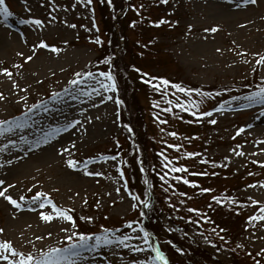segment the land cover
Wrapping results in <instances>:
<instances>
[{"label":"rangeland","instance_id":"rangeland-1","mask_svg":"<svg viewBox=\"0 0 264 264\" xmlns=\"http://www.w3.org/2000/svg\"><path fill=\"white\" fill-rule=\"evenodd\" d=\"M125 4L114 19L118 40L115 55L109 59V65L104 59L89 71L95 80L108 83L98 73H111L112 61L121 60L122 66L126 65L125 61L132 63L133 71H126V98L116 79L115 91H105L91 78H83L75 87L68 84L70 79H78L73 73L84 70L99 52L95 40L103 24L91 3L5 0L12 15L0 17V68H7L12 77L9 79L0 73V94L4 96L0 100V120L11 122L23 112L27 123L24 128L0 134V180L5 181L0 189L6 188L7 194L18 201L20 196L26 199L17 211L0 197V229H3L0 241H11L18 251L33 255L49 247L79 242L78 236L71 241L66 239L71 235L69 222L54 214L52 221L40 218V212L52 213V208L48 204L44 208L33 205L30 197L43 192L58 208L69 210L77 233L92 232L86 235L88 245L96 243V236L132 237L125 241L128 248L115 240L110 244L101 240L94 250L80 248L78 255L72 257L73 264H135L154 256L140 239L146 231L140 225L141 216L133 208L135 201L125 181L129 178L128 170L125 168L126 176L117 171L122 152L129 149L131 142L138 145L136 136L129 139L123 135L121 114L129 118L138 134L139 110L148 142L158 156L152 170L161 207L159 230L163 235L192 241L219 264H256V261L264 264V253L256 255L264 248V221L255 222L253 227L247 220L259 214L258 208L264 205V166L259 163L264 162V143H258L264 141V133L253 130L264 123V103L244 99L264 85V65L255 63L259 55H264V0H256L255 4H246L243 0H166L164 3L125 0ZM119 17L124 18L125 43L118 35L116 19ZM31 19H40L42 26L23 22ZM160 20L166 23L157 25ZM70 24L76 27H69ZM214 26L217 32L204 31ZM41 40L60 51L35 48L33 55L34 46ZM18 52L23 56L17 55ZM29 55L33 59L25 62L24 57ZM144 73L148 76H143ZM150 77H163L186 90L199 88L200 93L209 95L181 93L169 87L168 94L162 98V92L143 82ZM252 79L260 86L233 88ZM13 81L19 88L13 87ZM229 85L231 90L222 92L223 86ZM75 88L84 91L95 88L100 95H82ZM53 92L59 93V97H53ZM21 96L25 100H20ZM106 97L112 98L101 103ZM116 99L122 101L119 106ZM41 102L43 107L27 112L32 104ZM190 102L194 106L188 111L176 107L177 103L187 107ZM164 108L171 111L165 112ZM217 108L220 111H214ZM207 111H212L211 117L199 115ZM209 119L216 123H208ZM73 120L79 124L65 130ZM3 127L6 126L0 125ZM241 127L245 130L237 135L236 130ZM53 128L57 129L54 133ZM171 132L177 135H169ZM45 133L51 134L45 136ZM20 136L24 137L23 141ZM169 144L180 147L169 148ZM62 148L68 151L62 152ZM239 151L244 155H236ZM189 152L196 155L186 156ZM136 155L137 152L130 161L136 163L138 180L141 174ZM164 157L171 162L170 166H184L187 171L170 172L163 167L162 161L168 162ZM69 158L78 162L76 169L67 166ZM85 165L87 171L102 175H86ZM140 169L148 175L144 167ZM165 172L168 175L161 180ZM177 175L182 177L180 181L174 179ZM183 179L194 182L195 186L183 183ZM202 188L210 191L201 192ZM146 194L148 199V189ZM213 196L221 202L214 201ZM252 199L259 203L251 204ZM189 208L198 211L189 212ZM81 217L92 220L88 222ZM78 220L83 222V228L78 226ZM148 243L159 248L171 264L170 241L149 236ZM133 246L143 251L134 252Z\"/></svg>","mask_w":264,"mask_h":264},{"label":"snow or ice","instance_id":"snow-or-ice-1","mask_svg":"<svg viewBox=\"0 0 264 264\" xmlns=\"http://www.w3.org/2000/svg\"><path fill=\"white\" fill-rule=\"evenodd\" d=\"M86 3L90 4L91 0H85ZM162 3L166 2V0H161ZM244 3L246 4H255L256 0H243ZM239 6V5H238ZM12 15V13L9 11V9L5 6V0H0V17L3 18H7L10 17ZM53 20H55V17H52ZM24 23H32L35 24L37 26H42L43 22L40 19H31V20H25L23 21ZM160 23H166V21L164 20H160L157 22V25ZM69 27L75 28V25H68ZM93 27H95V25L93 24ZM241 27H243V25H241ZM189 28H191V25H189ZM205 32H212L215 33L218 31L217 27H212L210 29H205ZM66 43V42H65ZM95 43L99 44L100 43V39L99 37L96 38ZM35 48H41V49H49L51 52L57 53L60 51L59 48H57L54 45H48L45 41L41 40L39 42L38 45L34 46L33 49V55L35 54ZM217 52L220 51L219 48L216 49ZM17 55L19 56H23V53H17ZM33 55H29V56H25L24 60L25 62L27 61H31L33 59ZM237 55H243V53H237ZM253 55H258V54H253ZM245 63H247L248 61L245 60ZM255 63L257 65H264V55H259V58L255 61ZM13 67L15 68H20L21 65H13ZM136 71H139V69H136ZM0 73H3L4 75H6L7 77H9V79H11L12 77V73L7 69V68H0ZM100 77H104L106 81H108V83H104L100 80H95V77L93 76V73L90 71H85V72H74L73 76L77 77L78 79H70L68 81V84L72 85V86H76L79 83H81L83 78H91L93 80H95V82L100 85L101 88H103L105 91L107 90H112L115 91L116 90V83H115V78L114 76L110 73V72H99L98 73ZM143 76H148L147 73H144ZM144 83L148 84L150 87H152L156 92H162V98L163 96H166L168 94V89L169 87L171 89H176L181 93L184 92H196V93H200V89L196 88V89H185L182 85L180 84H175V83H171L169 80L164 79L163 77H150L149 79H144L143 80ZM13 87L14 88H19V85L16 84L15 81H13ZM163 90V91H162ZM20 91H25V89L20 88ZM62 91L67 92L68 89H63ZM75 91H77L78 93L82 94V95H91L92 93H95L96 95H100L99 92H97V90L95 88L90 89L89 91H84L83 89L80 88H75ZM203 96H207L209 95V93H200ZM53 97H59V93L57 92H53L51 94ZM73 99H75L76 97L73 96ZM112 97H106V98H102L101 99V103L104 102V99H111ZM4 96L2 94H0V100H3ZM20 100H25L24 96L19 97ZM235 99V98H234ZM245 100L249 101L250 103H255L257 101L264 103V86H260L258 87V90L255 92H252L251 94H249V96L244 98ZM115 103L117 104V106H119L122 101L119 99H116ZM171 100L168 101V104L171 105ZM43 107L42 102L38 105V104H32L30 107L27 108V112H32L33 109H36L37 107ZM95 106V105H93ZM194 105L190 102L188 104V106L186 107L184 104H180L177 103L176 107L180 108L183 111H188L190 108H192ZM45 111H47V109H44ZM163 111L167 112V111H171L170 108H164L162 109ZM214 111H220L219 108L214 109ZM193 115H197L196 112L192 113ZM200 116H207V117H211L212 116V111H207V112H200L199 113ZM26 114L25 113H21L20 117L12 120L11 122L9 120H0V125H4L6 127L0 128V134H3L5 132H11L13 131L14 128H24L27 120L25 119ZM161 123H166V121H161ZM208 123L210 124H215L216 120L214 119H209ZM79 124V121H71L66 125V128H72L74 125ZM125 127L127 128L128 126L125 125ZM129 131H131V129H128ZM244 127L238 128L236 130L237 135H239L240 133H242L244 131ZM57 129L53 128L51 130L52 133L56 132ZM51 133H45V136L50 135ZM169 135L175 137L177 135V133L175 132H171L169 133ZM20 140L23 141L24 137L20 136ZM47 142V141H45ZM9 143H13V141L9 140ZM258 143H264V141H260ZM37 146H39L37 144ZM169 148H174V149H178L180 147V145H172L169 144L167 145ZM240 146L237 145V148H239ZM62 152H67L68 149L66 148H62L61 149ZM118 155V154H117ZM161 155H163L161 153ZM196 155L194 153H186V156H193ZM236 155L239 156H243L244 153L242 151L236 152ZM103 159H113L115 160L116 157H103ZM164 161H168L167 157L163 158ZM225 159H228V157H225ZM253 163H257V161H252ZM8 163H11V161H8ZM163 167L164 168H168L170 172L173 173H184L187 171V169L184 166H170L171 162H163ZM261 164V166H264V162H259ZM66 164L69 168L71 169H76L78 166V162L75 161L74 159L69 158L66 161ZM225 167H227V165H224ZM117 171L119 172L120 169L117 168ZM85 174L86 175H95V176H99L102 175L99 172H89L87 171L86 165H85ZM202 174H207V173H202ZM215 173H213L214 175ZM252 173H249V175H251ZM168 175V172H165L164 175L160 176L161 180H165V177ZM193 175H196V173H194ZM122 176V174H121ZM175 180L180 181L182 179L181 176L177 175L174 177ZM5 181L4 180H0V185H4ZM183 183L185 184H190L194 182H190L188 179H183ZM8 187H12V185H8ZM249 187H253V185H249ZM167 191V189H165ZM201 192H209L210 189L208 188H202L200 189ZM117 192H119V189H117ZM180 195H186L185 193H180ZM0 197H2L5 201H7L14 209H16L17 211H19L22 208V201H24L26 198L24 196H20L19 201L17 199H14L12 196L7 194V189H0ZM133 199H139L138 197H133ZM212 199L214 201H216L217 203H220L221 201L213 196ZM251 199V198H249ZM30 200L32 202L33 205H38L40 208H44L45 204H48L51 206L52 208V213H46V212H40L39 216L42 220L48 222V221H52L54 218V215L56 217L62 218L63 220L69 222L71 224V235L66 236V239L68 240H72L73 237H77L79 239V242H73L71 244H68L64 247H49L47 250L45 251H41L39 252L37 255H33L32 253H24L21 251H18L11 243V241L8 240H3L0 241V261H3L4 264H73L72 261V257L77 256L78 255V249L80 248H90V249H95L96 247L99 246L101 240H103L104 244H110L113 242V240H115L116 242H118V244H122L124 247L128 248L130 247L127 243H125V241H128L130 239H132V237H129L127 235L120 237V236H115L112 239H109L108 236H104V237H100V236H96L95 240L96 243L92 244V245H88L87 244V240H88V236H86L83 233H77L74 229L76 227L75 222L73 221V217L69 214V210L66 209H61L58 208L56 205H54L51 201V199L48 197V195L46 193L43 192H36L34 196L30 197ZM232 200H229V203H232ZM142 203L144 204V207L147 208L149 206L147 200L142 201ZM259 202L252 199L251 200V204L253 205H257ZM136 205L133 204V208H135ZM30 210L35 211V208H31ZM189 212H193V211H198L192 208L188 209ZM258 213L259 214H254L251 215L247 218V220L249 222H251L253 224V227L255 226V222L257 221H264V205L260 206L258 208ZM54 214V215H53ZM204 219H207V217H203ZM82 220H86L88 222H91L92 218L91 217H81ZM129 227H131V225H129ZM62 231H68V229H62ZM133 231H135V229H133ZM141 232H143L144 230L141 228L140 229ZM220 231H224L223 229H221ZM3 232V229H0V233ZM213 232H215V229H213ZM48 235H51V233H49ZM221 240H223L224 238L221 236L219 237ZM36 239H41V237H36ZM142 242L145 245H148V247L151 249V252L155 253L154 256H150L148 260H140V261H136L135 264H168L167 259L165 258L164 254L160 251L159 248L155 247L154 245H151L148 243L149 241V234L147 232H144V235L142 238ZM205 241L208 243H211V241L208 240V237H204ZM237 247H242V245H237ZM131 250L134 252H140L143 251V249L138 248V247H131ZM177 251H180V249H177ZM262 253H264V248L260 249L259 252L256 253L257 256H260ZM256 264H259V261H256Z\"/></svg>","mask_w":264,"mask_h":264},{"label":"trees","instance_id":"trees-1","mask_svg":"<svg viewBox=\"0 0 264 264\" xmlns=\"http://www.w3.org/2000/svg\"><path fill=\"white\" fill-rule=\"evenodd\" d=\"M91 5L97 16H100V20L102 21L103 26L97 30L98 36L100 39V43L97 45L99 52L97 55L85 66L84 70L81 72L89 71L94 68L96 65L102 63V60L106 59L107 64L109 65V59L112 58L114 53V48H116L118 40L117 35L114 29V19L116 18V13L125 7V0H91ZM125 14V13H123ZM124 16V15H123ZM123 19L119 17L117 20V29L119 37L124 41H126V37L123 33ZM122 61L115 59L112 61L111 74L117 80V86L123 88L122 95L124 98L127 97L128 89H126V71H133L131 66L133 64L125 61V66H122ZM134 68V67H133ZM128 77V75H127ZM258 83L255 82L254 79L251 81H247L246 83L233 87L235 89L245 88L250 89L253 87H258ZM264 86V85H262ZM202 92L207 91V89H201ZM231 90V86H223L222 92H228ZM121 125H122V133L124 136L132 137L136 136V140L138 145L131 142L129 149L124 153L122 152L121 164L119 165L120 172L125 175V168L128 170L129 178H125L127 187L129 192L133 195V197H138L139 199H134L135 201V210L140 214L141 218V226L142 228L149 234L151 237H155L157 239L164 238L167 241L171 242L172 249V257L171 264H219L216 260H214L207 252L197 248L193 245L192 241L186 239L184 241H180L179 239L172 237V235L167 234L166 236L159 230L160 222L158 221L159 211L161 209L160 203L157 200V195L155 192V176L152 170L153 163L156 161L155 159L158 157L155 151L153 150V146L151 142H148V135L146 133V129L143 126V121H141V114L138 110V134L132 122L127 118L126 115L121 114ZM135 121V120H134ZM137 124V122H135ZM125 125L128 127L126 128ZM131 129L129 131L128 129ZM118 140L117 138H115ZM119 146V145H118ZM137 152L136 160L139 164L138 170L140 171L141 178L138 176V180L136 179V170L137 166L135 161H130V158L134 156V153ZM141 167H144L147 172V176H145L144 172L141 171ZM123 175V176H124ZM126 176V175H125ZM147 189L150 191V196L147 199ZM227 197H224V199ZM147 200L149 206L147 208L144 207L142 201ZM249 203V202H248ZM125 222V221H124ZM77 224L80 228H83V222L81 220L77 221ZM121 225L120 227H122ZM184 226H181V234H184ZM92 232L85 233V235H90ZM186 237V236H185ZM180 249V251H177Z\"/></svg>","mask_w":264,"mask_h":264},{"label":"bare ground","instance_id":"bare-ground-1","mask_svg":"<svg viewBox=\"0 0 264 264\" xmlns=\"http://www.w3.org/2000/svg\"><path fill=\"white\" fill-rule=\"evenodd\" d=\"M253 130L256 131V132H259V131L263 130V133H264V123L253 127Z\"/></svg>","mask_w":264,"mask_h":264}]
</instances>
